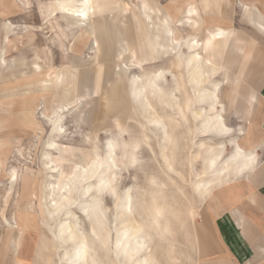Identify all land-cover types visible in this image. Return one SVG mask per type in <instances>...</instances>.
I'll list each match as a JSON object with an SVG mask.
<instances>
[{
  "label": "rangeland",
  "instance_id": "rangeland-1",
  "mask_svg": "<svg viewBox=\"0 0 264 264\" xmlns=\"http://www.w3.org/2000/svg\"><path fill=\"white\" fill-rule=\"evenodd\" d=\"M263 17L264 0H0V215L24 228L0 264H199L203 201L262 114Z\"/></svg>",
  "mask_w": 264,
  "mask_h": 264
},
{
  "label": "crops",
  "instance_id": "crops-1",
  "mask_svg": "<svg viewBox=\"0 0 264 264\" xmlns=\"http://www.w3.org/2000/svg\"><path fill=\"white\" fill-rule=\"evenodd\" d=\"M95 16L91 14L90 25L98 48L104 34H100ZM249 23L253 20L249 19ZM127 47L130 46L127 44ZM130 50L140 55L141 62L149 59L150 53L159 56L158 52L149 49L150 53L146 52L144 45L136 52L132 47ZM164 54L165 50L160 56ZM259 92L263 94L259 100L262 114L259 110L260 116L252 120L251 127L243 132V141L237 143L236 163L225 169V178L233 177L220 182L203 201L201 224L197 226L199 264H264V82ZM251 97L256 98V95L251 94ZM223 126L227 131L228 128ZM0 227L7 228L6 235L0 234V248L9 242L16 253L19 239L13 242L12 231L24 228L15 219L3 215H0ZM15 264L25 263L18 258Z\"/></svg>",
  "mask_w": 264,
  "mask_h": 264
},
{
  "label": "bare ground",
  "instance_id": "bare-ground-1",
  "mask_svg": "<svg viewBox=\"0 0 264 264\" xmlns=\"http://www.w3.org/2000/svg\"><path fill=\"white\" fill-rule=\"evenodd\" d=\"M187 46H190L189 43H188ZM192 47H193V46H192ZM187 48H188V47H187ZM197 49H198V48H197ZM187 50H188V49H187ZM194 51H195V50H194ZM189 53H190V52H189ZM194 54H195V53H194ZM196 54H198V53H196ZM190 57H191V56H190ZM195 57H196V55H195ZM192 58H193V55H192ZM176 60H177V59H176ZM195 61H197V60H194V63H195ZM198 64H200V63L198 62ZM199 66H200V65H199ZM199 69H200V68H199ZM202 78H203V77H202ZM219 124H220V123H219ZM222 127H223V126H222ZM51 143H52V142H51ZM48 150H53L52 145H50V147L48 148ZM97 162H99V161H97ZM93 164H94V163H93ZM94 166H95V164H94ZM92 168H93V167H91V169H92ZM49 169H51V170L53 171L54 168H49ZM95 170H97L96 167H95ZM55 171H56V170H55ZM87 171H88V170H87ZM95 172H96V171H95ZM88 179H89V178H88ZM11 180H12V177H11ZM81 183H82V182H81ZM62 185H63V184H61L60 187H62ZM66 185H67V183H66ZM48 186H49V185H48ZM48 186H47V188H49ZM55 186H56V185H55ZM58 186H59V185H58ZM58 186H57V187H58ZM63 186H64V185H63ZM57 187H56V188H57ZM65 187H66V186H65ZM88 188H89V187H88ZM53 189H54V188H52V193L55 194V191H54ZM60 189H61V188H60ZM203 189H205L204 186H203ZM67 190H68V186H67ZM58 191H59V190H58ZM65 191H66V190H65ZM65 191H64V192H65ZM69 191H70V190H69ZM202 192H203V190H202ZM61 193H62V191H61ZM66 193H67V192H66ZM208 193H209V192H208ZM56 195H57V192H56ZM61 195H63V194H61ZM61 195H60V196H61ZM67 195H68V194H67ZM63 197H64V196H63ZM47 200H48V199H47ZM55 200H56V198H55ZM60 201H61V200H60ZM49 202H50V201H49ZM68 203H69V202H68ZM48 205H49V204H48ZM51 205H52V204H51ZM49 206H50V205H49ZM53 207H54V206H53ZM89 207H90V206H89ZM54 208H56V207H54ZM47 211L49 212V214H51V212L49 211V208H48ZM52 212H53V211H52ZM52 214H53V213H52ZM53 215H54V214H53ZM67 227H68V226H67ZM82 249H84V248L82 247ZM78 251H80V250H78ZM83 252H84V251H83ZM80 253H81V252H80ZM81 254H83V253H81Z\"/></svg>",
  "mask_w": 264,
  "mask_h": 264
}]
</instances>
